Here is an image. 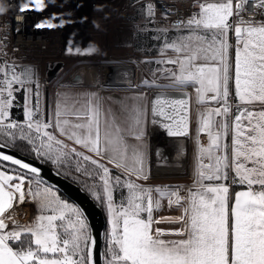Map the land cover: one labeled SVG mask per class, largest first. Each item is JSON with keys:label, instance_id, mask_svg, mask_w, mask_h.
<instances>
[{"label": "snow or ice", "instance_id": "6c2138e0", "mask_svg": "<svg viewBox=\"0 0 264 264\" xmlns=\"http://www.w3.org/2000/svg\"><path fill=\"white\" fill-rule=\"evenodd\" d=\"M255 4L257 19L248 20L241 14L240 3L234 8V0H203L198 13L178 22L188 35L164 45L176 56L162 63L176 68L165 70L170 72L165 78L171 82L161 87L191 86L196 102L202 106L198 132L207 135L208 144L198 147L194 189L181 196L179 190H153L120 177L113 182L108 167L89 156L82 157L99 169L102 181V202L107 206L110 225L105 264H264V19H259L264 15V0H255ZM148 11L151 15V5ZM234 16L236 20L230 22ZM230 33L235 36L234 77ZM0 74L2 134L14 139L19 131V138L33 144L37 156L57 163L64 146L47 132L50 123L34 119L39 113L38 93L33 107L31 90L25 87L31 83V70L18 72L16 66L9 65L0 67ZM233 79L234 97L230 100ZM13 85H19L26 93V125L9 118L8 110L15 99L13 93L18 90ZM150 105L152 116L171 122L163 125L169 136L187 135V99L172 98L161 92ZM257 105L262 107L257 109ZM142 114L140 107L133 109L131 122L137 129ZM101 115L99 105L91 101L83 113L62 110L58 105L55 127L76 145L129 176L147 179L143 175V153L129 150L114 120L106 121L102 132ZM70 116L76 122L70 121ZM229 135L230 145L223 142ZM135 138L141 139L139 131ZM36 139L40 140L39 147L35 146ZM109 152L111 155L106 156ZM0 160L39 175L35 167L12 156L0 155ZM230 179L231 184L246 186V190L235 192L231 207L227 183ZM205 181L220 183L205 184ZM24 185L22 175L0 170V264H94L95 241L83 212L61 200L52 189L33 191L29 187L25 193ZM121 186L126 187L127 196L117 205L113 191ZM153 191L158 194L157 199H153ZM26 195L39 204L40 215L34 224L22 226L6 214L16 199L23 203ZM92 195L101 200L96 192ZM165 198L170 208L173 204L181 206L183 215L162 219L182 222V229H153V224L160 222L153 218V212L161 209V200ZM10 223L12 227L8 230ZM166 235L182 238L164 239Z\"/></svg>", "mask_w": 264, "mask_h": 264}, {"label": "rangeland", "instance_id": "374dc122", "mask_svg": "<svg viewBox=\"0 0 264 264\" xmlns=\"http://www.w3.org/2000/svg\"><path fill=\"white\" fill-rule=\"evenodd\" d=\"M98 3V10L101 11L95 18L98 23L97 26L82 30V31H73L69 35H67L63 48L66 52H72L74 55L68 56L64 60L65 66L62 72L55 78L47 87L45 86H33L27 87L31 90V100L32 106L35 107L37 102V93H38V102H39V113L37 117L40 120H45L48 123V119L51 118L47 115V111H52L54 103V107L57 111V106L59 105L62 110H67L69 112H81L84 111L81 109L78 103L82 105H87L89 101L98 104L100 109H102L103 115L101 118V130L102 132L105 129L106 121H115V125L119 126L121 129V135L124 137V141L127 146L132 142L127 137H125L128 132L125 128V122L121 120V116L123 114L125 103H136L137 94L135 92L126 91V90H144V92L149 93L153 89H170L166 86L170 84V80L165 78V75L169 73H165L166 69L175 70L176 65L164 64L162 61L175 58L176 54L169 50L165 49V43L171 42L173 40H177L182 36L188 35L187 29H155L152 23L149 21L145 14L143 0L135 2H131V0H95ZM230 44L233 45L230 48V56L233 60L234 53V44H235V36L230 33ZM163 53V54H162ZM231 60V62H232ZM160 62V63H158ZM104 64H114V65H123L130 64L136 67L137 69V84L134 87L129 89H111L105 91L103 94L98 93V89L91 86H71L67 84H60L61 81L66 77V75L72 71L78 69L80 66H102ZM0 67H2V62L0 58ZM88 68V67H87ZM100 73V69H99ZM2 74H0V79ZM98 80V78H97ZM15 88V87H14ZM186 90H188L191 94V134H190V142H189V152L187 157V167L185 172L181 174H176V178L174 174L167 175V179H164L161 174L153 173L151 168H174L175 164L161 163L154 164V159L159 152L160 146H164V141L161 139L157 133L152 134V138L155 141V144L152 146V161H150V175L151 176H160L163 180L162 182H148L151 183L144 185V188L150 189H165V190H177L178 188H184L186 186L181 187L182 184L181 178H185L189 172L194 171L197 166V157H198V147L206 146L208 144V137L205 133H199L198 128V120L199 114L202 111V106L196 102V93L193 87L185 86ZM15 89L17 91H23L24 96V104H25V96L26 93L23 88L17 87ZM230 91L232 97H234V89L232 86V81L230 82ZM15 92V91H14ZM14 94V93H13ZM48 99L50 104H48ZM24 104H23V121H21L20 125H26L25 115H24ZM215 106V105H213ZM86 109V108H85ZM10 111V109L8 110ZM233 112H235V108H233ZM131 113L133 114V109H131ZM49 114V113H48ZM71 117V116H70ZM70 121L76 122L75 118H70ZM219 119V118H217ZM52 121V120H51ZM50 121V122H51ZM44 122V121H43ZM231 123V121H230ZM63 126V125H61ZM27 132V128H25ZM48 131V130H47ZM52 134L51 132H49ZM54 135V134H53ZM32 136L35 137L36 133L33 132ZM54 137V136H53ZM55 138V137H54ZM46 139V138H45ZM56 141H59L61 145H63V156L61 160L57 163H53L51 160V164L55 167L59 165L60 162H69L74 165H80L79 169L83 170L84 165H82L85 161L82 159L83 156H87L86 154H82L79 152V148L77 145L73 143V141L69 140L66 135H63L62 138H58ZM26 140V139H25ZM61 140V141H60ZM230 145L229 137L223 141ZM40 140H35V146L39 147ZM30 153L35 157L37 156L36 152L33 151V144H29ZM159 147V148H157ZM73 149L75 150L73 152ZM75 152H78L77 155ZM160 157V156H159ZM167 156H164V158ZM154 158V159H153ZM207 162V161H205ZM155 166H153V165ZM82 165V166H81ZM166 166V167H160ZM109 168V167H108ZM179 168V167H178ZM7 174L19 175L16 173H12L8 170L2 169ZM85 176L87 179L93 178L96 181L100 182L102 186V181L99 176L98 171H94L90 168H87ZM113 170L109 168V172L111 174L113 182L116 177H120L123 181H129L131 178L139 181L136 177H131L123 170H119L124 175L128 176L126 179L123 175L119 174L115 171L111 173ZM147 175L148 172L144 173ZM173 177L176 180H173ZM25 178L24 191L27 193L28 188L31 187L33 191H36L38 188H49L50 187L35 181L29 180ZM131 181V180H130ZM17 181H13L16 183ZM135 183V182H134ZM159 183L160 186H157ZM231 183V179H230ZM92 184V182H90ZM240 184H231V188L233 191H237L241 188L234 190V187H238ZM243 188V186H241ZM103 189V187H102ZM53 190V189H52ZM126 187H115L113 191V198L117 205L120 204L121 200L127 196ZM56 196H58L61 200L65 201L60 194H58L55 190H53ZM155 193V191H153ZM152 193L153 199L154 195ZM67 202V201H66ZM69 203V202H67ZM71 203V202H70ZM69 203V204H70ZM72 204V203H71ZM73 205V204H72ZM106 207V206H105ZM10 214H14L16 218V223L19 225H27L34 224L35 218L40 215L39 204L34 201L31 197L25 196V201L20 203L18 199L14 201V206L11 209ZM108 216V213H107ZM11 223L9 224V229L11 230ZM110 225H107V238L109 232Z\"/></svg>", "mask_w": 264, "mask_h": 264}, {"label": "built area", "instance_id": "2783aa9c", "mask_svg": "<svg viewBox=\"0 0 264 264\" xmlns=\"http://www.w3.org/2000/svg\"><path fill=\"white\" fill-rule=\"evenodd\" d=\"M203 0H143L145 14L155 29H184L179 21L187 20L198 13V5ZM43 7H40V4ZM242 5L241 14L245 19L256 20L255 0H234ZM151 5L152 13L148 7ZM95 0H0V58L2 67L14 65L19 72L31 70V83L27 87H45V66L49 62L68 58L63 43L73 31H82L98 25L95 18L101 12ZM259 19H264V15ZM236 17L231 18L234 22ZM43 24L44 27H38ZM51 24L52 27L48 25ZM98 66L100 73L93 86L103 94L108 88L104 86L107 76L104 67ZM65 66V63H64ZM92 66H80L70 71L60 84H70L76 71ZM96 67V66H94ZM7 70V69H6ZM13 87H20L13 85ZM45 123L46 121L43 120ZM180 195H185L184 188H178ZM11 243V242H10ZM14 245V244H13ZM12 245V246H13Z\"/></svg>", "mask_w": 264, "mask_h": 264}, {"label": "water", "instance_id": "95a60500", "mask_svg": "<svg viewBox=\"0 0 264 264\" xmlns=\"http://www.w3.org/2000/svg\"><path fill=\"white\" fill-rule=\"evenodd\" d=\"M104 83V86L108 89H129L135 85L136 69L133 65H111ZM64 69V63L61 61L49 62L46 64L45 69V86L47 87ZM70 84L73 86L83 85L82 75L76 71L73 73ZM164 93L172 98L187 99L188 105V133L184 136H169L164 124L171 123L170 121L162 120L160 117H154L151 115L150 101L155 95ZM149 120L150 127L161 137L164 141L163 149L169 152L170 158L165 157L162 160L163 163L175 164L174 168H180L183 163V159L186 160L189 152V142L191 134V95L186 89H153L149 92ZM0 145H3L0 143ZM159 148V147H157ZM0 155H9L15 159L29 164L31 167H35L38 170L39 175L33 174L25 169H20L18 165H12L8 161H2L6 165L12 166L24 173L37 177L51 188L58 191L66 199H68L74 206L79 208L86 220L88 230L91 233L92 239L95 241L93 247L94 264H103V237L106 227L105 218L102 209L91 199L79 186L62 177L52 168L46 166L40 161L20 154L19 152L3 145L0 147ZM166 167V166H163Z\"/></svg>", "mask_w": 264, "mask_h": 264}, {"label": "crops", "instance_id": "0c3cea01", "mask_svg": "<svg viewBox=\"0 0 264 264\" xmlns=\"http://www.w3.org/2000/svg\"><path fill=\"white\" fill-rule=\"evenodd\" d=\"M234 46H235V44H234ZM234 51H235V47H234ZM232 64H233L232 75L234 77V53H233ZM135 69H136V67H135ZM137 78H138V76H137V69H136L135 85L137 84ZM71 86H73V85H71ZM81 86H88V85H81ZM232 86H233V89H234V79L232 80ZM182 89H185V88H182ZM108 90H111V89H107L106 91H108ZM126 91L135 92L137 94L136 103L135 104L134 103L133 104L132 103H125V106H124L125 108L123 110V114H122L120 119L123 120V122H125L124 126L126 128V131L128 132V134L125 137H127L129 140H132V142L128 145L129 150L138 149L140 152L143 153V156H144V171H143V175H144V173L148 172L147 175L145 174V176H147V179L140 178L139 181H137V180H134V179L131 178L130 180L132 182H135L137 185H139L141 187H144V185L148 186V184H151V183H144L145 181H148V182H155V181L162 182L163 180L161 179L160 176H151L150 175V168H151L150 167L151 166L150 161H152L151 158H152V155H153L152 146L155 144V141L152 138V134L154 133V131L150 127V120H149V93L144 92V90H138V89L137 90H126ZM48 104H50L49 99H48ZM78 104L80 106H82L81 109L83 111H85L86 106L82 105L80 103H78ZM51 105L53 106L52 111H47V115L52 120L51 121L50 119H48L49 120L48 123H50L52 126L47 129L48 130L47 132H51L52 135L54 134L53 136L57 140H59L58 138H62L63 135H61L60 131L55 127L56 122H57L56 121V116H55L56 109L54 107V103L53 102H52ZM137 106L140 107L142 109V112H143V114L141 116V123L139 125V129H137V127L134 124H132V122H131V116H132L131 109H134ZM260 107H262V106L257 105V109H259ZM101 113L103 115L102 109H101ZM102 115H101V118H102ZM70 118H74V117L71 116ZM137 131H139L140 134H141V139H139V140L135 138L136 134H137ZM154 135H155V133H154ZM229 142L231 143L230 135H229ZM77 146L79 148V152H81L82 154H86L91 159L98 160L99 163L103 164L105 167L111 168L113 171L118 172L119 174L123 175L126 179H128V176L124 175V173H121L119 171V170H122V169L115 168L113 165L108 164L105 159H100L95 154L89 153L84 147H82L80 145H77ZM75 153H78V152H75ZM168 154H169V152H168ZM105 155L108 156V155H111V153L110 152L109 153H105ZM159 156L156 155L157 159L153 158L154 159V164L155 163H157V164L163 163L162 160H164V157L162 158V157H159ZM170 157L171 156H168V158H170ZM153 166H155V165H153ZM160 167H163V166H160ZM184 167H185V170H186L187 165H184V163H183V165L180 168H167V169L156 168V169L175 170L176 172L174 173V176L176 178V174H181V173L185 172V171L181 172V169H183ZM151 170L153 171L152 168H151ZM195 170L189 172V174L185 178H181L182 184L180 186L181 187L186 186V187H184V189H185V195L184 196L187 195V191L190 188L194 189L195 180H196V171ZM155 174H157V173H155ZM158 174H161V173H158ZM163 174L164 173H162V175ZM172 174L173 173H171V174H166L165 173L166 176L164 175L165 177L164 176H162V177H164V179H167L168 178L167 175H172ZM131 177H135V176H131ZM169 178L172 179L173 177H169ZM175 178H173V180H176ZM204 183L208 184V183H220V182L205 181ZM227 183L229 184V187H230L229 207H231L232 203H234V194H235V192L246 190V186L245 185H239V186H243V188H241V189H239L237 191H233L231 186H230L231 185L230 180ZM157 186H160L159 183L157 184ZM161 190H165V189H161ZM153 195H154V199L158 198V194L156 192L153 193ZM182 215H183V208L181 206L175 205V204H173L172 207L170 208L168 206L167 199L165 198V199L161 200V209L159 211H154L153 212V218L155 220H159L160 221L159 223H154L153 224V229L155 230L156 228H160V229L167 230V231L180 230V229H182L184 227L182 222H177L175 219H162V218H164V217L178 218V217H180ZM163 238L164 239H169V240H178V239H181L182 237L176 236V235H166Z\"/></svg>", "mask_w": 264, "mask_h": 264}, {"label": "trees", "instance_id": "16d2710c", "mask_svg": "<svg viewBox=\"0 0 264 264\" xmlns=\"http://www.w3.org/2000/svg\"><path fill=\"white\" fill-rule=\"evenodd\" d=\"M135 1L136 0H131V2H135ZM138 1H141V0H138ZM1 77H2V75H1ZM13 95H14L15 99L13 101V107H11L10 111H9V118L11 121L18 124L21 121H23V104H24L23 91H17V92L15 91ZM19 135H20L19 131H17L15 134V138L13 139V138H10L8 136L3 135L2 130H0V143L11 148V149H13V150H15V151H17V152H19L22 155H25L27 157H30V158L35 159L37 161H40L43 164H45L46 166L52 168L54 171H56L62 177L68 179L69 181H71L74 184H76L77 186H79L102 209L103 214H104V218H105V223H106V227L104 230V237H103V248H102L103 264H105V258H106V252H107L108 216H107V206L105 203L102 202L104 199L103 198V189H102L100 182L96 181V179H93V178L87 179V177H84L86 174L85 173L86 171H84V168L86 170H87V168H90L94 171H98V169L92 163H90V161H85V160H84L85 162L82 164L84 166L81 165L83 167V170H79V171H77V168H79L80 165H74V164H71L69 162H67V163L60 162L59 165L57 167H55L51 164L52 162L50 159H47L43 156H40V157L33 156L29 151L30 145H29L28 141L25 139H23V140L20 139ZM0 167L2 169L8 170L12 173L22 175L23 177H26L29 180H35V181H38V182L50 187L49 185L45 184L44 182H42L37 177H34V176L27 174V173H24V172L12 167V166H9V165H6V164L0 162ZM111 173L115 174V171H112ZM90 182H92V184H90ZM238 188H242V187L241 186L234 187V190H236ZM51 189H53V188H51ZM53 190H55V189H53ZM56 192L58 194H60L58 191H56ZM93 192H96L97 194H99L101 196V200L95 199L94 196L92 195ZM60 195L62 196V198L65 201L70 203V201L68 199H66L62 194H60ZM23 239L26 240L27 237H24ZM17 246H18V244L13 245V247H17Z\"/></svg>", "mask_w": 264, "mask_h": 264}, {"label": "bare ground", "instance_id": "6f19581e", "mask_svg": "<svg viewBox=\"0 0 264 264\" xmlns=\"http://www.w3.org/2000/svg\"><path fill=\"white\" fill-rule=\"evenodd\" d=\"M68 53V55H74V53H70V52H66ZM45 69H46V66H45ZM109 70L110 68L108 67H104V73L106 76H108V73H109ZM78 72L82 75V78H83V81L85 83H95L97 81V78L99 76V69L97 67H88V68H84V69H79ZM157 135V134H156ZM154 139V138H153ZM161 149H163V146L161 147ZM158 156L160 155V157H164V156H171L170 154H168V152L166 150H161L159 149V152L157 154ZM165 160V159H164ZM182 163H184V165H187V160H184L182 161ZM182 171H185V167L183 169H181V172ZM153 173H166V174H171V173H175L176 171L175 170H163V169H156V168H153ZM164 176V175H163ZM25 188V187H24ZM18 196V194H17ZM21 203V202H20ZM11 212V209L9 210V213H7L6 215H10L12 217V219H15L17 217L14 216V214H10Z\"/></svg>", "mask_w": 264, "mask_h": 264}]
</instances>
